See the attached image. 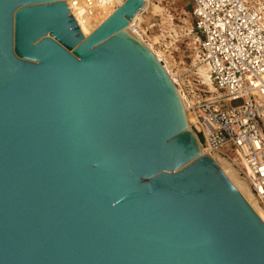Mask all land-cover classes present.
I'll use <instances>...</instances> for the list:
<instances>
[{
  "label": "water",
  "instance_id": "1",
  "mask_svg": "<svg viewBox=\"0 0 264 264\" xmlns=\"http://www.w3.org/2000/svg\"><path fill=\"white\" fill-rule=\"evenodd\" d=\"M126 0H0V264H264V219L188 124Z\"/></svg>",
  "mask_w": 264,
  "mask_h": 264
},
{
  "label": "built area",
  "instance_id": "2",
  "mask_svg": "<svg viewBox=\"0 0 264 264\" xmlns=\"http://www.w3.org/2000/svg\"><path fill=\"white\" fill-rule=\"evenodd\" d=\"M67 3L78 24L75 8L93 22L115 5L112 0ZM144 12L132 31L145 37ZM191 13L196 59L217 91L205 86L194 91L187 102L192 126L203 149L237 171L264 211V0H193Z\"/></svg>",
  "mask_w": 264,
  "mask_h": 264
},
{
  "label": "rangeland",
  "instance_id": "3",
  "mask_svg": "<svg viewBox=\"0 0 264 264\" xmlns=\"http://www.w3.org/2000/svg\"><path fill=\"white\" fill-rule=\"evenodd\" d=\"M192 8L193 0H149L148 7L141 16V28L144 31L148 29L147 36H143L144 39L146 38L145 40L156 50L163 52V57L168 61L172 74L178 80L182 92L189 101L194 99V91L198 92L197 88L200 87L205 86L212 93H217L215 87L211 88L199 70L203 64L198 63L195 55V35L191 33L194 20ZM95 19L92 22L93 25L100 20L99 17H97L98 20ZM154 22L157 26L151 29L150 24ZM188 115L191 119L189 125L197 135L192 126V115L189 112ZM219 161L222 160L219 159ZM220 165L234 169L226 162ZM237 177L241 181V178ZM249 202L253 206L255 200L252 199Z\"/></svg>",
  "mask_w": 264,
  "mask_h": 264
},
{
  "label": "bare ground",
  "instance_id": "4",
  "mask_svg": "<svg viewBox=\"0 0 264 264\" xmlns=\"http://www.w3.org/2000/svg\"><path fill=\"white\" fill-rule=\"evenodd\" d=\"M68 2H70L71 0H67ZM126 0H112V2L115 4L114 5V8L116 9V6L119 7L121 4H123ZM148 4H149V0H145L144 2V5L143 7L132 17V20L129 21V25L128 27H126L135 37H137L140 41H142L146 47L153 53V55L156 57V59L158 60L159 64L161 65V67L165 70V72L168 74L172 84H173V87L177 93V95L179 96L180 100H181V103H182V106H183V109L185 111V115H186V118H187V121H188V124H190V117L188 115V112H187V102H188V98L185 94H183L181 88H180V84L178 82V80L175 78V76L172 74L171 72V69L168 65V61L163 57V52L160 51V50H156L154 48V46L152 44H150L149 42H147L143 35L141 34H137V33H134L132 31V25L133 23L135 22V20L137 18L140 17V13L143 11V10H146L147 7H148ZM113 7L112 8H107L106 9V14H100L98 13L97 15H95V17L93 19H97V17L100 18V20H98V23H102V21H104L113 11H115ZM74 14L75 16L77 17L78 21H79V25L83 31V33L87 36L89 35L94 29H96L95 25H97L98 23L96 24H92L91 22V18H86L84 16V11L80 8H75L74 9ZM95 19V20H96ZM201 74L204 76L206 82L211 86L212 89H214V85L213 83L211 82V79L209 77V72H208V69L206 66H201L199 68ZM203 151L212 159L214 160L216 163H218L220 165V163L223 162V164L225 163V161H219L215 158H213L212 156H210L204 149ZM220 167L224 170V172L228 175V177L232 180V182L236 185V187L240 190V192L246 197V199L248 200H252L253 199V196L247 186L246 183L244 182H241L239 179H238V175L236 174V170H231L230 168H227L225 166H221ZM251 196H252V199H251ZM248 200V201H249ZM251 204V203H250ZM252 205V204H251ZM253 208L258 212V214L264 219V211L263 209L258 205V203L255 201L254 204H253Z\"/></svg>",
  "mask_w": 264,
  "mask_h": 264
}]
</instances>
